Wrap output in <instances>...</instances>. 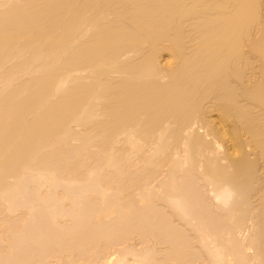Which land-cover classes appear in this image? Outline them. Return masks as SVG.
Segmentation results:
<instances>
[{
	"label": "bare ground",
	"instance_id": "6f19581e",
	"mask_svg": "<svg viewBox=\"0 0 264 264\" xmlns=\"http://www.w3.org/2000/svg\"><path fill=\"white\" fill-rule=\"evenodd\" d=\"M0 8H4L0 10V67L4 68L3 65L6 61L8 65L14 62L13 65L18 73L16 70L15 72L18 75L21 74L19 73L21 71L26 72L22 74L28 77L31 76L30 68L36 67L31 71V74L34 71L36 74L33 73L34 76L29 77L28 80L23 79V84L17 88L14 86L13 91L10 88L16 80L11 83L7 79H17L18 75L13 73L15 67L9 69L7 74L0 75L1 79L2 75H5L4 81L8 82L7 86L12 84L6 90L5 85H3L4 89H0V93L8 90V93L0 94V171L3 172L2 174H5L10 168H17L21 172L33 170V168L38 170L42 168L39 167L42 162L38 159L39 155L45 152L48 154H56L59 151L67 152L74 139L81 141L79 151L86 150L88 152L92 148H96L98 151L96 155L97 153L101 155H97V158L99 157L100 161H103V166L108 169L116 168V171L120 170L124 164H128V160L132 159L134 155H139L137 159L143 163V166L145 165L144 168L158 165L161 168L163 165L165 168V164L170 162L169 164L172 163L173 167L170 165L167 167H171L172 170V168H176L177 163L181 168V165L184 166L187 162L190 167L191 165L195 168L199 167L198 172L195 170L196 173H200L199 170H202V174H200L206 180L205 183H208H206V188L209 185L207 188V191L210 192L209 196L212 195L211 199L216 207L220 208L221 206L223 209L224 207L228 209V215H231L230 219L234 221L232 225L237 229H235L236 234L237 231L242 230L241 228L247 221L245 207L247 208L250 203L248 198L250 201L251 199L257 201V217H261V220L258 217L261 222L258 224L262 225L259 227L261 231L257 228L259 240L257 239V243L251 242L254 245L249 244L250 247L245 248L250 256L256 259V264H264V177L261 181L257 177L258 172H263L262 176H264V0H16V2L0 0ZM163 57L167 59L165 63L162 61ZM10 70L13 71L10 72ZM78 73L85 75H77ZM213 111L217 113L216 116ZM208 113L209 115L213 113L214 119L211 118L213 116H208ZM76 127H80V131H77ZM145 145L148 149L144 148ZM221 153L223 156L219 155ZM177 154L179 161L176 159L173 164L174 161H171ZM83 155L85 154L83 153ZM39 158L43 159L41 156ZM37 160L40 163L36 162ZM79 162L81 163V161ZM43 164L45 163L43 162ZM136 164L138 165V163ZM96 169L94 168V172ZM78 171H76L77 174ZM94 172L93 175H95ZM171 172L169 169L168 173ZM175 172L178 174L180 171L175 170ZM70 173L68 174L71 176ZM148 173L146 174L148 175ZM173 173L174 171L171 175L168 174L169 177L166 176L173 184L169 185L171 189H176L173 192L170 189L172 195H169L170 203L185 211L186 206L190 207L189 204H195V201H191L195 200V194L192 193L195 189L191 190V185H188L190 189L185 191L180 189V192L183 193L178 192L174 195L177 190L179 191L176 180L179 181L184 176H177L178 179L180 178L178 180ZM53 174L55 173L53 172ZM96 175L99 176V174ZM120 175L122 173L118 176ZM22 176L21 174L20 177ZM101 178L105 180L103 177ZM94 179L99 180L97 176L96 178L94 176ZM142 179L139 178L134 185L131 183L133 188H128V185L127 189L122 182L120 192L123 190V193L119 194H122L124 199L130 200L131 198L127 196L133 193L134 201L137 200L140 204L148 200L150 202L154 195L150 192L151 186L146 190V186L149 184H144L149 178ZM92 181L91 179L90 182ZM259 181L261 183H258ZM52 182L54 181L52 180ZM87 182H89L88 179ZM256 182L260 184L258 188ZM167 183L166 185H168ZM253 184H256L254 187L256 186L257 190L253 189ZM97 185L102 189L99 182ZM106 185L108 186V183ZM143 188L146 192L142 190ZM104 189L109 188L104 187ZM128 189L133 192H128ZM167 191L169 193V190ZM3 192L5 193V191ZM104 192L106 191L104 190ZM164 198L166 197L164 196ZM6 199L8 200V198ZM183 199L184 201L185 199L191 200H186V203H183ZM255 200H252V203ZM180 203H183L182 207ZM110 208L105 210L113 214L114 207ZM99 216L98 213L97 217ZM102 218L105 217L100 216V219ZM191 218L196 220L199 217L194 219L191 216ZM26 220H30V218ZM3 221L6 222L5 219ZM196 221L199 224L200 219ZM204 221L201 222L204 223ZM5 222H2L3 225L6 224ZM194 224L197 225V223ZM199 227L201 228V225ZM0 228L2 229V227ZM220 229L218 228V230ZM86 230L88 232L89 229ZM208 230L205 232L208 233ZM91 231L93 230L91 229ZM91 231L87 235H91ZM102 231L105 235L104 230ZM102 231L94 232L99 237L98 244L101 242L99 239H103ZM118 231L110 229L108 233H111L106 236V242L108 236H110L109 240L112 239L114 242L120 240L116 243L112 241L114 246H111L110 242L109 245H102V250L99 252L88 253L89 251L86 250L97 244L90 245L89 242L84 241L87 245L80 246V242H77L79 245L78 247L75 244L77 248L84 246V249H80L81 253L78 252L79 255L75 256L74 260L69 256H72L73 253L67 254L68 260L64 259L63 262L62 258L58 260V263L155 264V261L159 262V259L152 260L154 263L147 259L149 251H154V248H151L155 241L146 252V247L142 248L144 245L141 248H137L135 244H132L131 247L126 246L123 241L129 243L127 235L130 233L125 230L126 235L122 230L124 235L120 239L114 235ZM221 231L225 232L226 230ZM221 231L219 232L222 233ZM229 231L230 233H225V236L226 234L230 235L233 230ZM66 232L65 236L69 237L70 231L69 234ZM87 232L85 231V233ZM123 232L119 231L118 235L120 233L122 236ZM170 232L168 231L167 234L169 235ZM78 233L76 236L83 238ZM172 233L169 236L165 234V239L167 236V239L172 237L170 240H173ZM233 233L232 238L233 236L236 238V234L233 235ZM94 234L93 239H97ZM207 235L210 237L209 233ZM41 236L44 235L41 234ZM112 236L118 239H114ZM133 236L131 235L132 238ZM153 236L158 238V233L157 236ZM220 236L222 240V235ZM66 237L59 239L67 242ZM122 238H124L123 241H121ZM212 238H214L213 235ZM68 239L70 240V238ZM73 239L76 240L71 238L72 241L69 242H73ZM229 240L227 242L230 245ZM255 240L253 241L255 242ZM141 241L142 238L139 244H145L144 241H142L144 243ZM175 241L177 242V239ZM7 242L9 243V241ZM64 242L62 244L60 242V244L63 245ZM25 243L23 244L25 245ZM163 243L165 244L167 241ZM228 243L225 245L224 242L223 247L228 246ZM123 244L124 248L115 246ZM218 244L216 242L215 245L218 247H215L214 250L223 256L222 249L224 248L219 244L220 248ZM9 245V247L12 246V244ZM37 245L36 247H38ZM61 245L59 246L61 247ZM67 245L70 247L71 244ZM88 245H90L89 248ZM6 246L9 249L8 244ZM93 247L92 249H95ZM232 247H235V250ZM98 248L100 249V247ZM128 248L129 250H125ZM188 248L192 251L190 246ZM164 249L167 250V253H171L169 247L167 249L164 247ZM164 249H161L162 252ZM210 249L211 254H209L214 255L212 247ZM230 249H228L230 254L229 252L226 254V250L224 251V255H228V259L230 256L231 259L232 256H235L236 261L239 259L241 264H246L245 261L247 262L248 259L243 258V254L232 243ZM15 250L16 247L13 248V251ZM63 251L65 252L66 249ZM187 251L186 248L185 252ZM51 252L53 251H50L49 255ZM162 252L158 251L157 253ZM152 253L150 252V254ZM181 253H184V250ZM7 256L11 257L8 254ZM15 257L16 261H19L18 258L22 259V257L17 258L15 254L7 260H12L10 262L13 263ZM51 257L50 259L54 258ZM34 258L32 257V259ZM166 258L168 259V257ZM228 259L225 257V261ZM7 260L5 259V261ZM170 260H172L171 264H179L173 262V258ZM174 260L178 261V256ZM189 260L187 258L188 262ZM218 260L215 264L224 262H222L224 259H220L219 262ZM27 261L30 260H26V263ZM226 263L224 262V264Z\"/></svg>",
	"mask_w": 264,
	"mask_h": 264
},
{
	"label": "rangeland",
	"instance_id": "374dc122",
	"mask_svg": "<svg viewBox=\"0 0 264 264\" xmlns=\"http://www.w3.org/2000/svg\"><path fill=\"white\" fill-rule=\"evenodd\" d=\"M14 1L16 2V0H14ZM14 1L12 0V2H14ZM1 9H4V8H0V10ZM165 57L162 58L163 63H165V61H167V59ZM11 59H9L10 62H11ZM13 60H14V58H13ZM256 63L258 64V62H256ZM13 64H14V62L13 63L11 62L8 65V63L6 61L4 63V65H3L4 68L2 66L0 67V75L1 74H5V73L7 74V72H9L8 70L11 69V68H13V66H14ZM32 66H35V65H32ZM33 68L34 67L30 68V75L31 76H34L33 73L35 71L32 72V74H31V71H32ZM34 69H36V67ZM13 70H14L13 73H16L17 72L16 67ZM13 70H10V72L13 71ZM15 70H16V72H15ZM17 73H16V76L18 75ZM19 73L22 74L23 72L21 71ZM24 73H26V72H24ZM21 74L18 75V77H17V79L19 78L18 80L17 79H11V80L7 79V81L8 82H11V83L13 82V80L14 81L16 80L14 82L15 84L12 83L13 86H12L11 83H10L11 85L8 84L9 86H7L6 84L8 82H5L4 81V79L6 77H4L5 75L4 76L2 75V79L0 78V89L1 90L4 89L3 88V85H5L4 86L5 87V90L8 87L12 86L13 88L11 87L10 89H12V91H13L14 90V86H15V88H17V87H19V85L23 84V79L24 80H28V79L31 78V76H29L30 77L29 78L28 76L23 75V74L21 75ZM34 74H36V73H34ZM79 74L82 75V76L85 75L84 73L83 74L82 73H78L77 75H79ZM10 75H9V77H12ZM13 76H14V74H13ZM2 81H4V82H2ZM7 91H5V92L3 91V93H8ZM3 93H0V94H3ZM209 113H208V116H210V115L213 116V117H211L212 119H214V117L217 115V113L214 112V111H213V113L215 114V116H214L213 113H211L210 115H209ZM76 128H77V131H80L79 129H81L80 127H76ZM201 131H203V129H201ZM78 140H75L74 139L73 142H71V145H70L71 148L69 146L70 149L68 148L67 149L68 150L67 152L62 151L63 153H61V151H59V153H56L58 155L53 154V153H49L48 154V152H45V153L43 152L44 154L39 155V157L41 156L43 159H41L39 157H38V159L42 161L41 162L42 164H43V162L45 163V164H43L44 165V168H43L42 164L40 163V161L38 162V160H37L36 162L40 163V165H41V166L39 165V167H42V168H39L38 170H37V168H36V170L33 168V170L32 169L31 170H27V171H24L23 170L21 172V170L19 171V169H17V168L16 169L15 168L14 169L13 168H10V170L7 171L5 174H2L3 172L0 171V173H1L0 174V179L2 178L1 179L2 182L0 181L1 182L0 183V217H1L0 218V223H1L0 224V227H2V229L0 228V231H1L0 232V257L4 253L3 254L4 258H3V256H2V258H0V264H14V263L15 264H20V263L21 264H24V263L25 264H30V263L31 264H35V263H37V264H39V263L40 264H59L58 263L59 262L58 260H61L62 258H63L62 261L64 259L65 260L66 259L68 260V258H67L66 255L67 254H70V253H73L72 256L69 255L70 256V259L72 258L74 260L75 259V256L77 257V255H79L78 252L81 253V250L80 249H84L83 247L87 245L85 242H87V243L89 242L88 244H90V245H92V243L95 244V245L97 244L95 247L91 246L90 248H89L90 245H88L87 247L89 249L86 250V251H89L88 253H90L91 251H93V253H96L95 251H98L99 252L100 250H102V248H101L102 245L104 246L105 244H108V243L111 242L112 244H110V245L111 246L112 245L114 246V243H116L117 241H120V240H117L116 242H114L112 239L109 240L110 239V236H108V239H107V242H106V236L109 233H111V232L108 233V230H110V229L111 230L114 229V231H115V229H116V231H118V229H119L120 232H123V231L125 232V230H127L126 232H129L131 235H134L133 238H132L131 235L128 234V235H130L128 237L127 233L125 232V234L127 235V238L131 239L132 241L130 242V240L127 239V238H125V239H127V241L130 244L129 243L127 244V242L125 240L123 241L124 238H122L121 241H123V243L125 242V245L128 246V247L129 246L131 247L132 244L133 245L135 244V246L137 248H141V246L144 245L142 248H145L146 247L147 248V249L145 248V251L146 252H147V250L149 251V249L151 248V244H153V242L155 241L156 244L154 243L153 244L154 246L152 245L153 247L151 248V249L154 248V251L153 250H150L149 251V254L147 255V259H149L151 263H154L155 260H158L159 259V262L158 263H161V264H171L172 263V260H170V259L173 258V262H177L179 264H182V263L183 264H186V263L187 264H201L202 262L204 264H205V262H206V264H212V263L215 264L216 260H218L222 256V255L220 256L219 254H217L215 252V250H214L215 247L216 248L218 247L217 245H215L216 242H217V244L219 243L223 247V245H224L223 243L225 242V245H227V243H228L227 240L230 239L229 242H231L232 245L236 246V249L238 248V250L243 254L242 255L243 258H245L246 260L248 259L247 262L245 261L246 264H249V261H250V264H256V259L253 258V256H250V254L248 253V250H246L248 248L249 244L257 243L256 242L257 239H258L257 235L259 234L258 232L260 230L259 227L262 226L261 224L260 225L258 224V223H261L259 221V220H261V217L258 216L259 217V220H258V217H257L258 214H257V208H256V206L258 205V203H257V201L255 199H251V201H250L249 198H248V201L250 203L247 202L249 204V205H247V208H249V209H247L245 207V209L247 210V211H245L246 212V217H248V218H246L247 221L245 222V224L241 228L242 230H240V232L237 231V234H236L235 232H236L237 229L234 228V225H232V223L234 221H233V219H230L231 218V215H228V211H227L228 209L226 207H224V209H223V207L221 208V206H220V208H221L220 209V208H218L219 206L218 207L215 206V204L212 201L213 199H211L212 198V195L210 197L209 196V193L210 192H208L209 190L207 191V188H208L209 185L206 188V185L208 183L206 182L207 183L206 184L205 183L206 180L203 179V175L201 176L202 170H199V172L201 174L200 173H196V171H195V170L199 169L198 166H197V168H195V166H192L191 165L192 168L194 167V169H192L189 166V163L186 162L184 164V166H183V164L182 165L180 164L181 165V168H180L178 166V163H177L178 169H176L177 166H176V168L174 167V169L176 171H180L177 174V172H175V170L173 168L171 170V167H173V165H172V163L170 165L169 164L170 162L167 165L165 164V168H164L163 165H162V168H161L160 165L154 166L152 168H149V166H146L147 168H144L145 165L143 166V163L142 162H139L138 161L139 159H137L139 155L138 156H135L134 155L132 157V159L129 157L130 158L128 160L129 162L127 161L128 164H126V165L124 164L123 166H121L122 169L119 167L120 170L118 169V171H116L115 170L116 168L115 169L114 168L108 169V168H105V166H103L104 165L103 164V161H100V158L99 157L97 158L98 153L96 155V152H98V151L96 150V148H92L88 152H86V150H80L79 151V149H80L79 145H80L81 141L80 140L78 141ZM145 146H144V148H147L148 149V147L147 146L145 147ZM83 153L85 155H83ZM219 155L220 156H223L222 153L219 154ZM78 156H79V158L82 157V159H79ZM98 156H101V155H98ZM49 157H50V159H49ZM68 158H70V159H68ZM135 158H136V160H135ZM174 158L175 159H172V161H171V162L174 161L173 164L176 162V159L179 158L178 157V154L175 155ZM253 158H255V157H253ZM98 159H99V161H98ZM130 160H132V163H130ZM134 160H135V162H134ZM180 160H181V158H180ZM67 161H68V163H67ZM79 161H81V163ZM178 161H179V159H178ZM89 162H90V164H89ZM136 163H138V165ZM36 165H38V164H36ZM46 165L49 166V167H47ZM70 165H72V166H70ZM73 165H74V167H73ZM79 165H81V166L80 167H77ZM98 165H99V167H98ZM168 165H170L171 167L170 168L167 167ZM50 166H51V169H50ZM182 166L184 167V170H183ZM71 167H73L75 169H73ZM79 168L80 169L82 168V170H80ZM94 168L95 169L98 168V169L95 170L96 173L94 172ZM42 169L45 172L44 171H41ZM102 169H103V171H102ZM169 169H170V172L171 171L172 172L174 171L173 174L175 175V177H177V176L178 177L179 176H182L183 177L184 176L183 178L181 177L182 178L181 180H179L180 178L178 179V177H177V179L180 181V183H179V181L176 180V183H177L176 186L179 187V191L178 190H177V192L175 191L176 193H174V195L177 194L178 192H180V189H184V190H181V191H185L187 189H190V188H188L190 185H191V188H192L191 190L195 189L192 192V193L195 194V200L193 198H191L193 200L190 199L192 202L195 201V204L194 203H192L193 205L189 204L190 207L186 206L187 208L184 209L185 211L181 210L182 208L179 209V206L176 207V206H174L175 204L173 205L172 203H170V196L169 195H171L170 193L173 192L176 189H171L170 186L173 185V184L170 182L171 181L170 179H167L166 178V176L169 177V175L172 174V172L171 173H168ZM201 169H202V167H201ZM75 170L76 171L79 170L78 171V174H77V172ZM98 170H100L102 172L99 173ZM151 170H153V171H151ZM36 171H38V173H36ZM17 172H18V174H16ZM42 172H43L44 176H43ZM53 172L55 174H53ZM93 172H94L95 175L92 174ZM117 172H119V174L122 173V175L118 176L119 174H117ZM197 172H198V170H197ZM59 173H61V174H59ZM68 173H70L71 176ZM79 173H80V176H79ZM82 173H84V174H82ZM146 173H148V175ZM7 174H10V175H7ZM21 174L23 175L22 177H20ZM41 174H42V176L39 177ZM96 174H99V176L96 175ZM100 174H102V175H100ZM262 174H263V172H258V176L257 177H259V180L260 181L264 177V176H262ZM72 175H73L74 178L72 177ZM83 175H84V177L86 179L83 177ZM174 175H172V176H174ZM197 175H199V176H197ZM94 176H95V178L97 176V178L99 180H97V179L95 180L94 179ZM190 176H192V177H190ZM79 177H81V178L78 179ZM101 177H103V179H105V180H102ZM51 178H52V180L54 182H52ZM90 178L93 180L92 182H90L91 181ZM139 178H140V180L142 178H143L142 180H144L146 178L147 179L149 178V180H146L148 182H146V181H145V183L143 182L144 184L147 183L149 185H147V186L144 185V184L143 185L146 186V188H147L146 190H148V187L151 186L150 187V190H151L150 192L154 195V198L152 197L153 200H151L152 199L151 198L150 199V202L148 200L147 202L145 201L146 203L144 202V203H141L140 204L137 200L134 201L132 199L133 193H132V195L130 194L129 196H127V197H130L131 198L130 200L129 199H127V200L124 199L123 195L122 194H119L121 192L123 193V190L120 192L121 186H122V182H123V185H125L126 189H127V186L128 185L129 186L130 185L132 186V187H129L128 186V188H133L134 183ZM87 179H88L89 182H87ZM40 180H42V181H40ZM73 180H76V181H73ZM107 180H109V181H107ZM38 181H40L42 184L40 182H38ZM85 181H86V183H85ZM97 181L99 182V185L102 186V189H101V187H99L97 185L98 184ZM130 181H132V182H130ZM260 181L258 183H261ZM106 183H108V186L106 185ZM166 183L168 185H166ZM258 183L256 182L257 188H258V185H260ZM183 184L186 185V186L184 187ZM256 184H253V189H255L256 186L254 187V185H256ZM97 187H99V188H97ZM104 187L105 188L108 187L109 189H104ZM144 188L142 189L143 191H145ZM100 189H101V191H100ZM170 189L172 190L171 192H170ZM10 190L13 192L12 194H11V191ZM102 190H103V192H102ZM104 190L106 192H104ZM129 190H131V189H128V192H133L132 190L131 191H129ZM167 190H169V193H168ZM255 190H257V189H255ZM3 191H5V193ZM124 191L126 193V190H124ZM1 192H2L3 195L1 194ZM100 192L103 193V194H101ZM128 192H127V194H129ZM180 193L182 194L183 192H180ZM66 194H68V195H66ZM165 194H167V195H165ZM181 194H178V195H181ZM119 195H121L122 200H120L121 197H119ZM134 195H135V193H134ZM63 196H65V197L63 198ZM164 196L166 198H164ZM168 196H169V198L167 199ZM6 198H8V200ZM186 200L188 201L189 199H185V201ZM252 200H255V202L252 203ZM185 201L183 199V203H186ZM251 203H252V207L250 206ZM182 204L180 203L181 207H182ZM111 206H112V208L114 207L113 210H115L113 212V214H111L109 212H106V210H105V209L110 208ZM225 208H226V210H225ZM179 210H181V211H179ZM101 211L104 214L105 213L106 214L104 215ZM182 211H183V213H182ZM97 212L100 214V216L105 217V218L100 219V216L97 217V215H98ZM191 216L194 217V219H196V217L197 218L199 217L198 219H196L198 221L200 219L199 224H198V222L196 220H193L191 218ZM36 217H38V218H36ZM27 218L28 219L30 218V220H26ZM96 218H99V219H96ZM204 218H205V221H204ZM4 219L6 220V222L3 221ZM12 219H14V220H12ZM24 219H25V221H24ZM35 219L36 220L39 219V221H37L38 223L36 222ZM202 220L204 221V223L201 222ZM244 220H245V218H244ZM244 220H243V222H244ZM10 221H11V223H10ZM2 222H5L6 224L4 223L5 225H3ZM22 223L24 224V227H23V224ZM194 223H197V225L194 224ZM203 224H204V226H203ZM200 225H201V228L199 227ZM216 226H218V227H216ZM33 228H37L38 231H37V229L34 230ZM167 228H169V229H167ZM204 228L206 229L205 230L206 232H207V229H209L208 230V233H209V236L210 237H207L208 236L207 235L208 233H206L204 231ZM218 228H221V229L218 230ZM31 229H33V230H31ZM76 229H78V231H76ZM86 229H89L88 232H90L91 229L93 230V231H91L92 232L91 235L90 234L87 235L88 232H87ZM101 229L104 230L105 235H104V233H103V231ZM106 229H108L107 232H106ZM216 229H217L218 232L216 231ZM223 229L226 230V231L228 230L227 232H229V233H230L229 230H231V231L233 230L232 233L234 232L233 235L236 234V238L234 236L232 238V233L230 235H227L226 234V236H225V233H227V232L226 231L225 232L224 231H221ZM58 230H60V231H58ZM100 230L102 231V234H103L104 237L101 234V237L103 239H99V240H101V242L98 241L99 242V244H98L97 243V240H98L99 237H97L96 236L97 234L95 235L94 232L95 233H97V231L98 232H101ZM31 231H35V232H32L33 233L32 234ZM53 231H55V232H53ZM66 231H68L70 233L69 237H66L67 235L65 236V232ZM85 231L87 233H85ZM159 231H160L161 234L159 233ZM168 231L169 232L170 231L173 232L171 236H174V238L177 239V242H179L180 244H178L175 241L174 238H173V240H170V238L172 239V237H168V239H167V236H169L171 234V232H170V234L168 235L167 234ZM219 231H221L222 233H220ZM241 231H243V232H241ZM47 232L49 234H51V233L52 234L49 235ZM68 232H66V234ZM71 232H72V234H71ZM118 232L116 234L114 233V235H116L118 238L120 237V239H121V237H123V235H124V232H123V234L121 233L122 236H120V233L118 235ZM143 232H145L146 234H144ZM162 232H164V233H162ZM223 232H224V234H223ZM10 233H12V234L15 233L14 235H16V236H14V235H12ZM16 233L17 234L19 233V234L17 235ZM77 233L80 234L81 237H83V238L78 237V235L76 236ZM142 233L144 234V236L142 235ZM157 233H158V238H154L153 235H156L157 236ZM238 233H239V235H238ZM41 234L44 235V236H41ZM59 234H60V236H59ZM93 234H94L95 237H97V239H93L94 238V237H92ZM165 234H167L166 239L164 237ZM219 234L222 235V240L220 239L221 236ZM243 234H245V235H243ZM11 235L14 236L15 239H14V237L12 238ZM137 235H139V236L137 237ZM148 235H150L151 237L148 236ZM212 235H213L214 238H212ZM1 236H2V238H1ZM20 236H22V237H20ZM63 236L67 238V242H64L63 239H62V241H61V239H59V238H64ZM98 236H99V234H98ZM255 236H256V238H255ZM45 237H46V240H45ZM86 237H87V239H86ZM112 237H114V236H112ZM117 237H114V239H118ZM18 238H19V240H18ZM39 238H41V239H39ZM66 238H65V241H66ZM68 238H70V240ZM71 238H75L76 239V240L73 239V242L74 243L73 242H71V243L69 242V241H72ZM141 238H142V241H144V239L146 238L145 241H144L145 244H141V243H140L141 245L139 244ZM215 238L218 239V240H216ZM248 238H250V239H248ZM79 239L82 240V241H80ZM134 239H135L136 242L134 241ZM164 239H165V241H164ZM252 239L253 240L256 239L255 242ZM1 240L3 241V245H2V241ZM5 240H6V242H5ZM7 241H9V243ZM46 241H47V243H46ZM166 241H167V243L164 244L163 242H166ZM60 242H61V244H62V242H64L65 245L64 244L61 245ZM77 242H80V244H79L80 246H82V245H84V246L81 247V248H77V246L79 247V245H78ZM82 242H84V243H82ZM144 242H142V243H144ZM148 242L150 243V245H149ZM241 242H242V244H241ZM251 242H253V243H251ZM23 243H25L26 246ZM58 243H59V245H61V247L58 245ZM147 243H148V245H147ZM231 243H230V245L228 243V246L229 247L228 246H225L226 249H225V247H223L226 250V254H228L227 252H229V250H231L230 249ZM7 244H8V248L9 249H7V246H6ZM9 244H12V246L9 247L10 246ZM17 244L19 246L18 249H17V247H18ZM67 244H71L74 247L72 248V246L70 245V247L72 248L71 249L69 247V245H67ZM75 244L77 246H75ZM13 245H14V247H13ZM36 245L38 247H36ZM40 245H42V246H40ZM125 245L123 244V245H119V246L115 245V246L116 247H121L122 246V248H124ZM220 245H219V247H220ZM58 246L60 248V252H59ZM66 246H68V247H66ZM189 246L192 248V251L189 250V248H188ZM15 247H16L17 252H16V250L13 251V248L15 249ZM45 247H46V249H45ZM62 247H63L64 250L66 249L65 252L63 251ZM92 247L95 248V249H92ZM98 247H100V249ZM107 247H109V246H107ZM164 247L166 249L169 247L171 253H167V250H165ZM211 247H212V250L214 251V252L212 251V253L214 255H210L211 254V249H210ZM245 247H247V248H245ZM162 248L165 251L163 250V252H162V250H161ZM186 248L188 249L187 252H185L186 251ZM232 248H234V250H235V247H232ZM61 249H62V251H61ZM73 249H74V251H73ZM96 249H98V250H96ZM109 249H110V247H109ZM132 249H133V247H132ZM157 249H158L159 252H162V253H159L160 255L157 253L158 252ZM178 249L179 250L181 249L180 250L181 252L184 250V253H181ZM224 249H222L223 250V256H222V258H220V259H224V260H222V262L223 261L225 263L227 262L226 264H228L229 262H230L229 264H235L238 261V263H236V264H239V263L241 264V261L239 259L237 261L234 259L235 256L234 257L232 256V259H231V256H230V258H229L230 260H229L228 259V255H226V254L224 255V253H225L224 252L225 251ZM125 250H129V248L128 249H125ZM155 250H156V252H155ZM50 251H53V252H51V255H49L50 254ZM68 251H69V253H67ZM71 251H73V252H71ZM61 252L65 256H63ZM75 252H77V253H75ZM150 252H153V253L150 254ZM168 252H169V250H168ZM175 252L176 253L178 252V253L176 254ZM190 252H192L191 255H190ZM230 253L231 252H229V254ZM7 254L9 256H11V257H8ZM15 254H16L17 258L18 257H22V259L21 258H18L19 261H16V257H15V259H13V260H15V262H13V263L10 262L12 260H10V261L7 260V259H11ZM154 254H155V256H154ZM180 254H181V256H180ZM244 254L246 255L247 258L245 257ZM48 255L50 257L53 255L51 258H53V257L54 258L53 259H50V257ZM149 255L150 256L153 255V256L150 257ZM29 256H31V257H29ZM35 256H36V258H34ZM177 256H178V261L174 260V258L176 259ZM32 257L34 259H32ZM166 257H168V259ZM225 257L229 261L228 260L225 261ZM187 258H188V260L190 259L189 262L187 261ZM5 259L7 261H5ZM20 260H22V261L20 262ZM26 260H30L29 261L30 263L28 261L26 263ZM39 260H40V262L38 263ZM46 260H48L49 262L46 261ZM152 260H154V261L152 262ZM164 260H165V262H164ZM219 260H218V262H219ZM4 261H5V263H4ZM18 262H20V263H18ZM63 262H61V264H63ZM196 262H198V263H196ZM224 262L222 264H224ZM158 263H157V261H155V264H158ZM64 264H66V263H64Z\"/></svg>",
	"mask_w": 264,
	"mask_h": 264
}]
</instances>
